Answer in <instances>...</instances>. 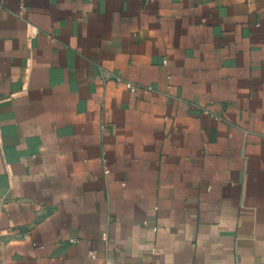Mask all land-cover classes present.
I'll return each instance as SVG.
<instances>
[{"label": "crops", "instance_id": "crops-1", "mask_svg": "<svg viewBox=\"0 0 264 264\" xmlns=\"http://www.w3.org/2000/svg\"><path fill=\"white\" fill-rule=\"evenodd\" d=\"M107 257L264 264V0H0V264Z\"/></svg>", "mask_w": 264, "mask_h": 264}, {"label": "built area", "instance_id": "built-area-1", "mask_svg": "<svg viewBox=\"0 0 264 264\" xmlns=\"http://www.w3.org/2000/svg\"><path fill=\"white\" fill-rule=\"evenodd\" d=\"M36 31V28H34V32ZM118 81H121V78L117 79ZM126 86L128 87V89L130 91H132L133 93H136L139 88L141 87L139 83L136 82H132V81H125ZM150 89V87H148ZM104 264H126L123 260L119 259V258H113V257H107L106 261Z\"/></svg>", "mask_w": 264, "mask_h": 264}]
</instances>
